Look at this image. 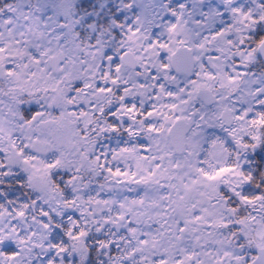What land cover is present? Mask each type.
Here are the masks:
<instances>
[{
    "label": "snow or ice",
    "instance_id": "6c2138e0",
    "mask_svg": "<svg viewBox=\"0 0 264 264\" xmlns=\"http://www.w3.org/2000/svg\"><path fill=\"white\" fill-rule=\"evenodd\" d=\"M0 264H264V0H0Z\"/></svg>",
    "mask_w": 264,
    "mask_h": 264
}]
</instances>
